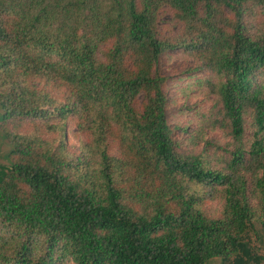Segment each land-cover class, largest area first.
Instances as JSON below:
<instances>
[{"label": "trees", "instance_id": "obj_1", "mask_svg": "<svg viewBox=\"0 0 264 264\" xmlns=\"http://www.w3.org/2000/svg\"><path fill=\"white\" fill-rule=\"evenodd\" d=\"M173 50L210 73L226 143L178 148ZM0 104V264H204L264 228V0H0Z\"/></svg>", "mask_w": 264, "mask_h": 264}, {"label": "rangeland", "instance_id": "obj_2", "mask_svg": "<svg viewBox=\"0 0 264 264\" xmlns=\"http://www.w3.org/2000/svg\"><path fill=\"white\" fill-rule=\"evenodd\" d=\"M162 26L175 29V23L169 14L162 17ZM163 74L167 76L166 119L172 129V137L180 150L188 152L202 151L206 142L224 144L228 141L225 132L216 123L207 125L219 113V104L207 79L210 73L202 68V63L194 56L181 50H173L161 57ZM215 82V78H213ZM3 109L0 104V164L9 165V153L12 144L6 138L1 127ZM215 125V126H211ZM67 149L72 156L81 152L83 135H77L71 120L64 124ZM252 137V129L247 124L246 139ZM222 206V199H213L205 205L209 216H217ZM256 232H249L237 254L228 258L213 257L204 264H264V228L256 224Z\"/></svg>", "mask_w": 264, "mask_h": 264}]
</instances>
